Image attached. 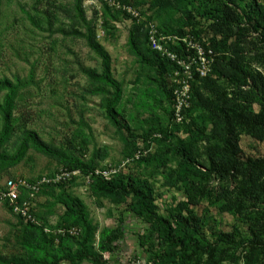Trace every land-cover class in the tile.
I'll use <instances>...</instances> for the list:
<instances>
[{
	"label": "rangeland",
	"instance_id": "1",
	"mask_svg": "<svg viewBox=\"0 0 264 264\" xmlns=\"http://www.w3.org/2000/svg\"><path fill=\"white\" fill-rule=\"evenodd\" d=\"M113 1L137 7L140 17L134 18L116 8L111 4ZM173 1V8L163 12L158 19L155 0H83L86 17L95 29L98 42L109 53L113 76L123 88L124 96L119 107L122 119L136 132L138 138L149 128L166 129L170 123L168 112L171 108L162 95L163 89L157 92L161 85L159 74L139 63L129 51L128 39L135 25L146 29L151 23L159 33L169 36V31L160 21H168L170 29H175L182 18V12L192 11L197 17H202L207 34L213 32L219 41L228 38L226 48H213L215 61L223 55H232L239 47L241 57L244 58V70L251 77L264 79V16L243 18L241 24L237 25L236 34L232 35L229 30L219 31L213 27V20L203 18V7L208 0ZM250 1L238 0L242 14ZM255 1L264 12V0ZM86 32L85 25L75 15L74 0H0V79L7 78L14 82L18 79L20 82L15 101L14 135L3 152L14 155L18 151L15 141L26 129L52 147L83 159H89L95 148L108 146L110 156L106 162L99 164L98 170L106 171L102 168L107 164L110 170H121L127 176L148 180L158 197L155 205L160 215L169 216V209L183 204V212L189 209L203 219V233L208 239L216 240L219 233L237 234L243 244L235 252L236 260L224 264H246L247 248L244 245L255 237L257 231L253 223L257 218H264V204L243 201L245 197L237 189L238 181L221 178L216 174L200 176L198 180L202 181L201 186L189 189V196L183 183L177 186L169 184L167 174L171 173L173 180H176L183 173L184 164L180 157L167 152L169 147L165 143L154 141L149 146L136 141L106 117L104 94L96 91L100 85L94 83L86 73L87 70L98 73L102 71L101 59L82 36ZM194 36L198 41L202 40V37ZM147 44L153 50L149 36ZM169 44L177 53L181 51L180 46H174L171 41ZM205 45L210 46L209 42ZM176 70L177 67H174L166 75V81L171 87ZM214 79H217L216 76ZM217 85L221 86L222 93L227 94L225 97L232 100L238 110L264 113V86L260 81L254 84L250 80L248 86L237 88L222 79L217 80ZM202 91L207 97L215 98L210 90ZM4 94L0 93V102ZM144 94L162 100L163 108L158 106L145 110L143 100L154 106L157 103ZM190 118V127L179 131L174 143L181 139L194 152L198 169L203 172L209 168L210 150L216 146V141L211 137L212 125L201 106L194 104ZM203 128L207 129L205 135L200 134ZM136 142L139 144L136 145ZM137 146L143 156L164 153L168 160L167 166L145 167L133 162L123 167L124 161L133 155ZM239 146L244 159L264 156V141L253 138L243 130H239ZM19 154L17 163L11 165L8 160L0 164V185L9 178L56 180L64 170L56 160L38 153L33 147L28 146ZM86 180L81 175L66 183L52 182L43 186L31 201V215L42 225L55 226L62 219L64 210L60 205L52 206V194L67 191L85 203L99 230L124 225L126 239L118 244L113 254L106 257L107 264H133L134 260L145 262L148 256L140 247L138 236L146 233L148 226L136 216L132 200H96L91 196ZM24 225L25 221L14 215L6 204L0 203L1 256L18 259L25 255L20 244ZM263 260L264 256L256 251L251 255L250 264H261ZM80 264L91 263L84 261Z\"/></svg>",
	"mask_w": 264,
	"mask_h": 264
},
{
	"label": "trees",
	"instance_id": "2",
	"mask_svg": "<svg viewBox=\"0 0 264 264\" xmlns=\"http://www.w3.org/2000/svg\"><path fill=\"white\" fill-rule=\"evenodd\" d=\"M173 6V0H155L156 18L159 19L163 12L171 10ZM238 6V0H208L203 7L204 15L202 14V16L205 19L213 20L212 26L219 31L229 30L232 35L236 34L237 25L241 24L243 18L251 19L255 15L264 16L262 7L255 0L248 2L246 10H244L245 14L239 11ZM74 10L75 15L87 30L86 34L82 36L86 38L90 49L101 59L102 71L100 73L93 70H87L86 73L94 83L100 85L96 91L104 94L103 108L106 117L136 141L139 140L149 146L154 141L165 143L169 147L167 152L180 157L184 164V167L182 166L183 173L176 180H173L174 176L171 173L167 174L169 184L177 186L179 183H183L186 194L189 196L191 195L189 189L201 186L202 181L198 180L200 176L208 177L216 174L221 178L238 181L237 189L240 195L245 197L243 201L264 204V156L258 159H244L239 146V130L245 131L259 141H264V113L256 114L238 110L235 103L225 97L227 94L222 93L221 86L217 85V80L224 79L231 87L248 86L250 80L254 84H258L260 81L264 86V79L251 77L244 70L242 66L244 58L241 57L240 48L238 47L230 56L218 57L214 62L212 74L193 83L189 115L193 113L194 104L201 106L212 125L211 137L216 141V146L210 150L209 168L202 172L198 169L194 152L185 146L179 137L178 142L174 143L178 132L190 127L191 124L172 125L173 94L171 85L166 81V75L170 70L173 71L177 65L148 47V26L146 29L134 26L129 35L128 47L139 63L154 69L159 74L161 85L157 92L162 88L163 94H161L170 105L171 109L169 112L167 111L170 115V123L164 130L155 127L149 128L144 135L138 138L136 132L122 119V111L119 110V107L124 96L123 88L113 76L109 53L98 42L95 29L86 17L83 0H74ZM182 13V18L175 29H170L168 21H160L170 35L184 37L189 32L197 37L205 35L209 37L210 34L206 33L204 23L201 21L202 17H197L192 11H183ZM212 35L213 37L209 38L211 48L216 50L226 48L228 38L219 41L213 32ZM182 45L178 54L181 58H185L187 55L186 46ZM171 50L174 51V47ZM215 76L217 79H214ZM19 88L18 79L15 82L7 78L0 79V93L5 92L2 102H0V117L2 119L0 164H4L8 160L11 161V165L17 163L20 159L19 152L30 146L38 153L56 160L64 169L79 170L85 178L91 175L89 191L94 199L119 201L122 198H130L136 216L148 226L146 233L138 236L139 245L148 256L145 260L146 264H202L203 262V264H224L236 260L235 252L243 244L238 240L237 234L219 233L218 239H208L203 233V219L189 209H185L186 212H183V204L169 209V216L160 215L155 205L158 197L148 180L127 176L122 171L111 174L110 179H106L101 174L97 175L99 164L106 162L110 156L108 146L95 148L89 159H83L73 153L52 147L42 141L34 132L26 129L15 141L18 151L14 155L4 153L3 149L11 142L14 135L15 101ZM203 89L210 90L215 98L207 97L202 91ZM233 94L237 96V94ZM144 96L157 103L154 106L143 100L142 106L145 110H152L158 106L163 108L162 100L156 99L151 94H144ZM206 130V128L201 129L200 134L205 135ZM138 144L136 142V145ZM137 149L138 146L133 155L138 151ZM216 156L217 159H215ZM135 162L145 167L155 165L157 168H165L168 164L166 155L159 152L142 156ZM102 169L107 170L108 165L106 164V167ZM52 198V206L60 205L64 210L62 219L55 226L32 223L24 225L20 244L25 255L18 259H7L0 255V264H80L84 261H89L91 264H107L104 255L106 253L113 254L118 244L126 239L127 232L124 225L119 224L114 228L104 227L99 230L85 203L73 194L62 190L57 194H52ZM229 210L231 211L228 208ZM46 227H49L50 232H45ZM73 227L82 230L79 237L60 236L56 233L59 229ZM253 227L257 231L255 237L244 245L247 248L246 259L248 260L246 264H250L251 255L256 251L264 256V218H257ZM225 243L228 245H223ZM261 264H264V260Z\"/></svg>",
	"mask_w": 264,
	"mask_h": 264
},
{
	"label": "built area",
	"instance_id": "3",
	"mask_svg": "<svg viewBox=\"0 0 264 264\" xmlns=\"http://www.w3.org/2000/svg\"><path fill=\"white\" fill-rule=\"evenodd\" d=\"M111 4L118 9L126 11L134 18L140 17V12L136 7L123 5L117 1H113ZM147 33L152 49L158 52L162 57L170 59L177 65L175 79L172 86V125H189L191 123L189 110L192 105L193 83L212 74L215 62V53L213 48L209 45H205V43L209 42V38H212L213 35L210 34L209 37L208 35L203 36L201 41H198L195 36L189 32H187L184 37H180L178 35L166 36L159 33L157 28L151 23L148 24ZM170 41L174 43V46L182 47V44H185L187 53L185 58H181L176 51L171 50L173 47L169 44ZM142 156L143 153L141 150H138L133 156L128 157L122 166L125 167L126 165L139 160ZM108 169L106 171L97 170L96 174H101L106 179H110L111 174L121 171ZM81 175L82 174L79 170L69 171L64 169L61 176L56 180L42 178L37 181H31L27 178H9L5 180L2 185H0V203L6 204L12 213L25 221L26 224L32 223L40 225V223L30 213V204L36 195L40 193L41 188L51 184L52 182L66 183ZM90 176L86 178L88 186L90 183ZM44 230L46 233L50 232L48 228H45ZM56 233L60 236L70 235L72 237H79L82 234V230L78 227L69 229L64 228L59 229ZM109 255L110 254L106 253L104 258L106 259ZM133 264L146 263L142 260H134Z\"/></svg>",
	"mask_w": 264,
	"mask_h": 264
},
{
	"label": "bare ground",
	"instance_id": "4",
	"mask_svg": "<svg viewBox=\"0 0 264 264\" xmlns=\"http://www.w3.org/2000/svg\"><path fill=\"white\" fill-rule=\"evenodd\" d=\"M88 189H89V186H88Z\"/></svg>",
	"mask_w": 264,
	"mask_h": 264
}]
</instances>
